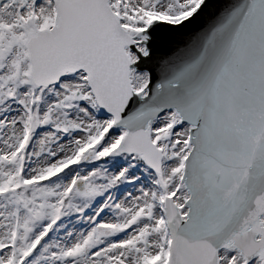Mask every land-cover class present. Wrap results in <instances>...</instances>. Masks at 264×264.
Returning a JSON list of instances; mask_svg holds the SVG:
<instances>
[{
	"label": "snow or ice",
	"instance_id": "1",
	"mask_svg": "<svg viewBox=\"0 0 264 264\" xmlns=\"http://www.w3.org/2000/svg\"><path fill=\"white\" fill-rule=\"evenodd\" d=\"M0 264H264V0H0Z\"/></svg>",
	"mask_w": 264,
	"mask_h": 264
}]
</instances>
